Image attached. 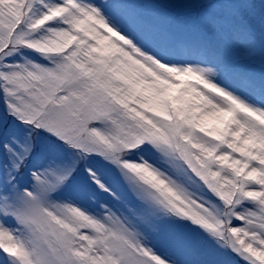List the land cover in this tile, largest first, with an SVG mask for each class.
I'll use <instances>...</instances> for the list:
<instances>
[{
    "label": "snow or ice",
    "instance_id": "1",
    "mask_svg": "<svg viewBox=\"0 0 264 264\" xmlns=\"http://www.w3.org/2000/svg\"><path fill=\"white\" fill-rule=\"evenodd\" d=\"M0 264H264V0H0Z\"/></svg>",
    "mask_w": 264,
    "mask_h": 264
}]
</instances>
